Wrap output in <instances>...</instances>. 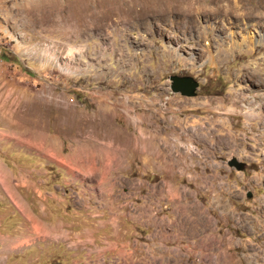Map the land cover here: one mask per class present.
Instances as JSON below:
<instances>
[{
    "label": "rangeland",
    "instance_id": "374dc122",
    "mask_svg": "<svg viewBox=\"0 0 264 264\" xmlns=\"http://www.w3.org/2000/svg\"><path fill=\"white\" fill-rule=\"evenodd\" d=\"M201 1L193 21L83 32L74 0H0V264L45 246L65 264H264V14Z\"/></svg>",
    "mask_w": 264,
    "mask_h": 264
},
{
    "label": "bare ground",
    "instance_id": "6f19581e",
    "mask_svg": "<svg viewBox=\"0 0 264 264\" xmlns=\"http://www.w3.org/2000/svg\"><path fill=\"white\" fill-rule=\"evenodd\" d=\"M212 1L213 8L211 9V12L213 14L233 15L236 18L243 19V14L245 13V17L247 18L251 19L256 17L260 20L263 19L261 17L259 18V16L262 15V13L264 14V0H242V5H239V1L236 0ZM253 2L255 4H253ZM201 4H203L201 0H74L73 5H69L70 7L68 6L70 11L68 20L69 18L74 20L75 28L80 31L83 30V32L96 26L99 27L102 22L108 23L107 21L112 22V20H117L118 18L132 19L148 15L158 19L175 17L180 20L188 19L193 21V19L196 20L197 16L203 12L210 14L207 11H204ZM104 6H106L104 9H97ZM251 6L254 7L253 11L251 10ZM113 8L119 9L115 11ZM242 10H244V12H241ZM53 18L49 13V15L44 16L41 19L43 20V23L49 22L53 25L59 23V17L55 19L56 21H54ZM252 116L257 118L258 115L252 114Z\"/></svg>",
    "mask_w": 264,
    "mask_h": 264
},
{
    "label": "crops",
    "instance_id": "0c3cea01",
    "mask_svg": "<svg viewBox=\"0 0 264 264\" xmlns=\"http://www.w3.org/2000/svg\"><path fill=\"white\" fill-rule=\"evenodd\" d=\"M34 243H37V241H35ZM48 244L50 245V243H48ZM32 246H34L33 243L30 245V247H32ZM37 248H38V251L33 250L36 253H33V254L27 256V258H29L28 260L26 259L24 262H17V264H25V263L26 264H65L68 261V259H67L68 257H64L63 254H59L57 248H48V246H45L43 248H41V247H37ZM72 256L75 259V256L74 255H72ZM72 256H71V258H72ZM8 259L5 260L6 263H4V264H11V260H8ZM72 264H73V262H72Z\"/></svg>",
    "mask_w": 264,
    "mask_h": 264
},
{
    "label": "water",
    "instance_id": "95a60500",
    "mask_svg": "<svg viewBox=\"0 0 264 264\" xmlns=\"http://www.w3.org/2000/svg\"><path fill=\"white\" fill-rule=\"evenodd\" d=\"M172 86L171 89L174 93H180L186 97H193L195 95V90L198 87V84L192 80V78L188 77H172ZM229 166H236L237 168L239 165L237 164L235 159H232L228 162Z\"/></svg>",
    "mask_w": 264,
    "mask_h": 264
}]
</instances>
